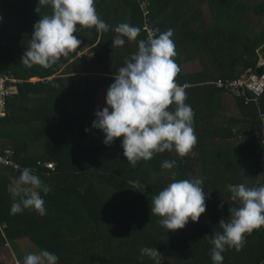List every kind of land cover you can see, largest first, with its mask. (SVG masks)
I'll return each mask as SVG.
<instances>
[{
  "label": "trees",
  "instance_id": "1",
  "mask_svg": "<svg viewBox=\"0 0 264 264\" xmlns=\"http://www.w3.org/2000/svg\"><path fill=\"white\" fill-rule=\"evenodd\" d=\"M204 2L210 22L203 16ZM38 3L0 0V75L18 81V94L8 98L6 115L0 117V153L11 149L13 162L0 165V249L27 242L56 254L57 264H155L140 252L150 247L161 253V264H213V245L205 237L221 231L220 220L237 206L227 185H264V93L257 98L247 89L235 94L221 86L264 57V27L251 41H243L237 28L225 29L227 21L239 25L248 11L264 16V2L95 0L107 32L77 25L81 44L76 50L51 67H26L21 58L34 24L52 12L42 6L38 14ZM121 22L141 32L137 41L125 38L122 47L113 48L114 29ZM148 23L159 27L157 36L173 30L174 59L181 68L176 82L186 86L197 143L185 157L166 150L132 165L122 155L123 138L106 145L105 134L92 124L101 90H108L125 58L138 51V41L147 39ZM59 95L75 108L73 113L56 106ZM165 160L175 161L173 168L163 169ZM25 167L49 189L46 195L40 192L46 215L31 209L10 214L12 179L18 180ZM173 176L202 178L210 194L199 221L190 220L177 231L162 227L161 217L151 214L152 196ZM222 255L223 264H264V227L246 235L241 251L229 248Z\"/></svg>",
  "mask_w": 264,
  "mask_h": 264
},
{
  "label": "clouds",
  "instance_id": "2",
  "mask_svg": "<svg viewBox=\"0 0 264 264\" xmlns=\"http://www.w3.org/2000/svg\"><path fill=\"white\" fill-rule=\"evenodd\" d=\"M42 6H50L51 14H45L34 24L27 50L21 63L26 67L40 65L51 67L61 57L76 50L81 41L77 38V25L95 27L98 32H107L109 25L98 15L95 0H39L36 12ZM112 47H122L125 38L137 41L141 29L127 22L119 23ZM173 30L168 29L158 36L149 34L146 40L138 41V51L125 58L124 66L118 68L114 82L106 95V107L97 110L92 127L105 134L104 143L111 145L123 138L121 147L127 161L136 165L149 161L155 154L175 151L180 157L187 156L197 143L194 129V110L186 103V86L179 85L176 78L181 71L174 57L176 46ZM174 105V107H172ZM175 161L162 162L163 169H171ZM203 179H175L151 198V214L161 217L159 223L169 231L183 229L188 222H198L206 212V194ZM45 195L48 187L32 169L25 167L10 189L13 203L10 214L22 213L25 209L46 215ZM227 191L237 206L229 207L230 217L221 219V231L206 236L213 245V264H223L227 249L241 251L246 235L264 227V185L249 187L244 183L229 184ZM223 202L219 207L223 208ZM142 256H148L161 264L163 258L156 248L143 247ZM58 256L47 250L28 253L23 264H57Z\"/></svg>",
  "mask_w": 264,
  "mask_h": 264
},
{
  "label": "rangeland",
  "instance_id": "3",
  "mask_svg": "<svg viewBox=\"0 0 264 264\" xmlns=\"http://www.w3.org/2000/svg\"><path fill=\"white\" fill-rule=\"evenodd\" d=\"M245 3H247L250 6L255 5L256 3H259L261 1L264 2V0H242ZM202 12L204 19L206 21H212V14L209 8V5H207L206 2L202 4ZM264 27V16H259L257 14H254L252 11H248L245 15H243L240 19L239 25H235L231 22H226L225 29L227 31H232L236 30L243 34V41L248 40L251 41L253 40V35H258V33L263 29ZM90 52L89 50L87 53ZM92 54V53H91ZM187 66H192L187 65ZM184 66V70L187 72L189 71L190 67ZM32 81H37V78H34ZM106 95H107V89L101 90L100 96L98 99V104H97V110H102L104 107H106ZM61 95L57 96L54 98V102L57 107L61 109H65L69 111L70 113H73L75 110L74 107L69 105V103L65 102ZM229 102L232 104V110H235V104L230 96L227 97ZM123 155V153H122ZM125 157V156H124ZM17 181L15 179H12V186L15 187L17 185ZM30 252H38L36 249L32 247L27 242L24 243H15L12 246L8 245L4 249H0V260L4 264H23L24 257L30 253Z\"/></svg>",
  "mask_w": 264,
  "mask_h": 264
},
{
  "label": "built area",
  "instance_id": "4",
  "mask_svg": "<svg viewBox=\"0 0 264 264\" xmlns=\"http://www.w3.org/2000/svg\"><path fill=\"white\" fill-rule=\"evenodd\" d=\"M147 14H149V9H146V15ZM146 27L149 31V34L157 36L159 32L158 26L148 23ZM88 55L92 56L93 53H88ZM263 68L264 57L260 55L259 61L255 68L246 69L239 75L238 79L222 83L221 86H224L226 89L235 94H240L244 91V89H247L258 98L264 93V72L260 73V69ZM17 82L18 81L12 76L0 75V117H4L6 115L7 100L10 96L15 94L14 90L17 88L15 86ZM262 121L264 126V114H262ZM11 155V149H6L3 153H0V165L12 164L13 162ZM47 165L53 167L54 163L48 162Z\"/></svg>",
  "mask_w": 264,
  "mask_h": 264
},
{
  "label": "crops",
  "instance_id": "5",
  "mask_svg": "<svg viewBox=\"0 0 264 264\" xmlns=\"http://www.w3.org/2000/svg\"><path fill=\"white\" fill-rule=\"evenodd\" d=\"M33 79H34V78H33ZM33 79H32V80H33ZM37 80H39V79H37ZM14 91H15V94H18V88H16Z\"/></svg>",
  "mask_w": 264,
  "mask_h": 264
}]
</instances>
